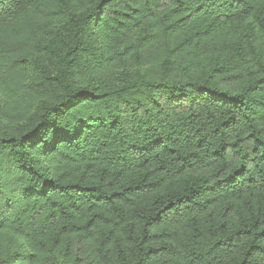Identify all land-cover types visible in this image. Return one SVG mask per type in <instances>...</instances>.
I'll list each match as a JSON object with an SVG mask.
<instances>
[{
  "label": "trees",
  "instance_id": "1",
  "mask_svg": "<svg viewBox=\"0 0 264 264\" xmlns=\"http://www.w3.org/2000/svg\"><path fill=\"white\" fill-rule=\"evenodd\" d=\"M0 264H264V0H0Z\"/></svg>",
  "mask_w": 264,
  "mask_h": 264
}]
</instances>
